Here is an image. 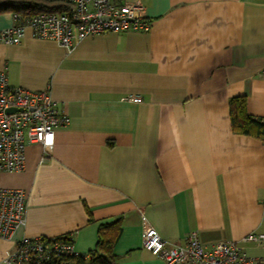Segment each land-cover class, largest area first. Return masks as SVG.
Masks as SVG:
<instances>
[{
  "label": "crops",
  "instance_id": "obj_1",
  "mask_svg": "<svg viewBox=\"0 0 264 264\" xmlns=\"http://www.w3.org/2000/svg\"><path fill=\"white\" fill-rule=\"evenodd\" d=\"M116 1L140 3L149 30L89 35L70 50L28 28L19 43L0 39L9 84L49 88L69 118L50 150L29 143L23 169L0 171L27 203L25 224L0 238V264L23 236L72 233L87 253L113 221L112 264H165L142 247L145 222L173 244L264 233V143L233 132L229 114V99L245 96L264 120V0ZM13 22L0 13V31Z\"/></svg>",
  "mask_w": 264,
  "mask_h": 264
},
{
  "label": "built area",
  "instance_id": "obj_2",
  "mask_svg": "<svg viewBox=\"0 0 264 264\" xmlns=\"http://www.w3.org/2000/svg\"><path fill=\"white\" fill-rule=\"evenodd\" d=\"M60 1L68 11L41 12L26 18L13 13L14 22L0 31L5 43H19L30 29L35 38L52 39L70 50L86 36L103 32L149 30V22L138 2L116 0H46ZM264 76V67L258 72ZM135 101L139 97L133 98ZM8 109L14 111L8 112ZM69 122L58 111L50 89L33 91L8 82L6 67L0 62V171L21 170L25 166V148L29 143L50 150L55 129ZM26 194L20 188L0 186V238L12 240L16 229L25 224ZM142 247L161 258L165 264H258L264 257L250 256L242 243L264 246V233L249 232L239 241L202 244L195 232L182 244L163 239L148 223L142 228ZM73 248L72 233L56 237L23 236L5 255V264H63L64 257L80 255ZM88 257L87 253H84Z\"/></svg>",
  "mask_w": 264,
  "mask_h": 264
},
{
  "label": "trees",
  "instance_id": "obj_3",
  "mask_svg": "<svg viewBox=\"0 0 264 264\" xmlns=\"http://www.w3.org/2000/svg\"><path fill=\"white\" fill-rule=\"evenodd\" d=\"M68 11V6L60 1L46 0H0V13L12 12L26 18L41 12ZM229 114L233 132L246 134L260 139L264 143V120L249 114L245 96H235L229 99ZM118 221L101 224L98 239L93 249L87 252L88 257L80 254L64 257L63 264H112L116 256L113 254L114 236L111 234L112 226ZM258 264H264L260 262Z\"/></svg>",
  "mask_w": 264,
  "mask_h": 264
},
{
  "label": "water",
  "instance_id": "obj_4",
  "mask_svg": "<svg viewBox=\"0 0 264 264\" xmlns=\"http://www.w3.org/2000/svg\"><path fill=\"white\" fill-rule=\"evenodd\" d=\"M14 111L13 109H8V112Z\"/></svg>",
  "mask_w": 264,
  "mask_h": 264
},
{
  "label": "rangeland",
  "instance_id": "obj_5",
  "mask_svg": "<svg viewBox=\"0 0 264 264\" xmlns=\"http://www.w3.org/2000/svg\"><path fill=\"white\" fill-rule=\"evenodd\" d=\"M82 254H84V253H82Z\"/></svg>",
  "mask_w": 264,
  "mask_h": 264
}]
</instances>
